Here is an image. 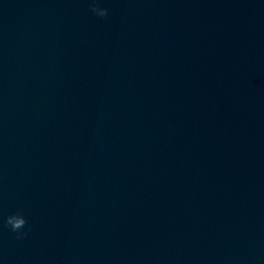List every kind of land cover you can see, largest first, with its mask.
Masks as SVG:
<instances>
[{
  "label": "clouds",
  "instance_id": "9594fccd",
  "mask_svg": "<svg viewBox=\"0 0 264 264\" xmlns=\"http://www.w3.org/2000/svg\"><path fill=\"white\" fill-rule=\"evenodd\" d=\"M89 10L99 18H105L108 15V9L101 7L99 0H90ZM4 223L11 232L16 233L17 239L25 238L28 235V231L25 230L28 221L21 212L8 215Z\"/></svg>",
  "mask_w": 264,
  "mask_h": 264
}]
</instances>
